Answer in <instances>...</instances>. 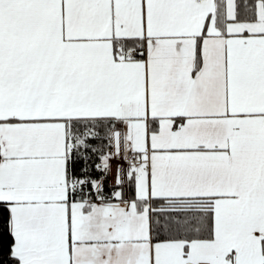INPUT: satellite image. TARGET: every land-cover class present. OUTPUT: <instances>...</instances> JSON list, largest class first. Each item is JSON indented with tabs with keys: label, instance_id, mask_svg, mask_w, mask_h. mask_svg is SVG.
Listing matches in <instances>:
<instances>
[{
	"label": "snow or ice",
	"instance_id": "obj_1",
	"mask_svg": "<svg viewBox=\"0 0 264 264\" xmlns=\"http://www.w3.org/2000/svg\"><path fill=\"white\" fill-rule=\"evenodd\" d=\"M0 264H264V0H0Z\"/></svg>",
	"mask_w": 264,
	"mask_h": 264
}]
</instances>
